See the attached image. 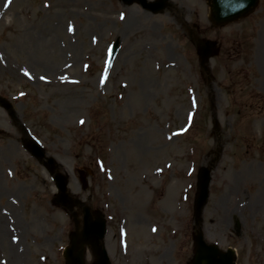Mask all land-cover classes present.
<instances>
[{
  "label": "rangeland",
  "instance_id": "obj_1",
  "mask_svg": "<svg viewBox=\"0 0 264 264\" xmlns=\"http://www.w3.org/2000/svg\"><path fill=\"white\" fill-rule=\"evenodd\" d=\"M206 3L0 0V264H65L55 177L103 214L110 264H189L198 229L264 264V0L223 28Z\"/></svg>",
  "mask_w": 264,
  "mask_h": 264
},
{
  "label": "water",
  "instance_id": "obj_2",
  "mask_svg": "<svg viewBox=\"0 0 264 264\" xmlns=\"http://www.w3.org/2000/svg\"><path fill=\"white\" fill-rule=\"evenodd\" d=\"M256 2L257 0H210L211 19L214 24L223 26L225 23L233 22V20H237L252 12L256 6ZM116 48L117 45H115L112 54H114ZM30 146L32 147L33 155L41 160L43 151L39 150L34 143ZM47 163L50 166L53 165L52 160H48ZM198 172L197 196L194 203V217L197 222L200 220L201 210L205 206L204 204L208 199L210 168H202ZM55 179L56 186L61 191V194L57 199L60 200L63 205H66L67 200L65 195L66 189L64 180L59 177H55ZM102 224L103 222H101V225L97 228L98 233L95 232V224H86L81 237L82 243H90L93 244L92 246H97L95 251L98 261L96 264H108L106 253L98 246V242L104 234ZM194 238L196 251L191 264H233L235 260L233 250L220 252L219 248L215 245H206L200 232ZM77 239L78 235H72L71 246L64 252L66 264H83V245L77 247Z\"/></svg>",
  "mask_w": 264,
  "mask_h": 264
},
{
  "label": "snow or ice",
  "instance_id": "obj_3",
  "mask_svg": "<svg viewBox=\"0 0 264 264\" xmlns=\"http://www.w3.org/2000/svg\"><path fill=\"white\" fill-rule=\"evenodd\" d=\"M8 3H10V0H8ZM7 3L5 4V7H7ZM123 18V17H122ZM71 30V29H70ZM81 123H83V121H81Z\"/></svg>",
  "mask_w": 264,
  "mask_h": 264
},
{
  "label": "flooded vegetation",
  "instance_id": "obj_4",
  "mask_svg": "<svg viewBox=\"0 0 264 264\" xmlns=\"http://www.w3.org/2000/svg\"><path fill=\"white\" fill-rule=\"evenodd\" d=\"M146 12L151 13V12H149V11H146Z\"/></svg>",
  "mask_w": 264,
  "mask_h": 264
},
{
  "label": "bare ground",
  "instance_id": "obj_5",
  "mask_svg": "<svg viewBox=\"0 0 264 264\" xmlns=\"http://www.w3.org/2000/svg\"><path fill=\"white\" fill-rule=\"evenodd\" d=\"M60 55H58V58H59Z\"/></svg>",
  "mask_w": 264,
  "mask_h": 264
}]
</instances>
